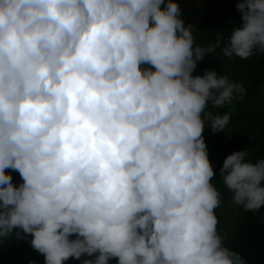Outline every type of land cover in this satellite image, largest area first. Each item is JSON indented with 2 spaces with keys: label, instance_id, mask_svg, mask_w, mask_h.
Returning a JSON list of instances; mask_svg holds the SVG:
<instances>
[{
  "label": "clouds",
  "instance_id": "obj_1",
  "mask_svg": "<svg viewBox=\"0 0 264 264\" xmlns=\"http://www.w3.org/2000/svg\"><path fill=\"white\" fill-rule=\"evenodd\" d=\"M237 11L223 55L264 54V0ZM218 45L196 46L173 0H0V238L22 229L45 264H246L218 234L202 135L229 121L209 102L245 89L192 75ZM220 175L264 207V159L235 152Z\"/></svg>",
  "mask_w": 264,
  "mask_h": 264
},
{
  "label": "rangeland",
  "instance_id": "obj_2",
  "mask_svg": "<svg viewBox=\"0 0 264 264\" xmlns=\"http://www.w3.org/2000/svg\"><path fill=\"white\" fill-rule=\"evenodd\" d=\"M215 1L224 8H235L237 16L242 20L241 14L237 11V3L239 2V0ZM251 61L254 60L249 61L246 69L241 67H234L232 64L222 62L213 64V66L210 67V70H215L218 76H226L230 81L242 84L245 89L242 99L240 98L239 94L234 93L235 98L233 103L236 104H225L228 105L226 109L224 107L216 108H221V111L223 112L219 115L222 116L227 114L229 116V121L226 129L233 128L234 131V128H236L238 124L242 123V127L236 133L237 135H239V140H235L232 131L228 134V136L230 137H227L226 140L224 139L222 140V142L213 143V140L210 141V139L215 137V135H210L209 133L210 126L208 125L210 124V120L208 123L207 121H205L206 127L204 131L207 133V142L205 143L207 145L208 158L211 165L213 166L215 174H219L220 169L223 167L224 160L229 155L235 152L247 151V156H249L250 151L256 149V146L250 139L245 140L246 137L251 138L262 136L264 138V68L255 70ZM147 66L148 65H142V67ZM207 71H209L208 68L204 69L202 75H204ZM192 75L194 77L201 76L195 73H192ZM210 108L211 111H215V107H213L209 102V106L206 110H210ZM238 120L240 122H238ZM231 122H234L235 124L230 125L229 123ZM218 152L221 155L212 158L211 155ZM6 173L10 174L13 177L12 183L15 186H19L23 183V180L18 172L9 169L8 171H6ZM230 196V202H232V195ZM235 208L238 210V212L236 213L237 218L235 217L237 222L234 223V225L229 229L224 230L223 235L221 233L222 237H224L225 242L229 240V237L231 235H238L239 233L237 231L239 230V228H242V224L244 223L246 218H249L252 215H249L251 213L250 211H246L240 206H236ZM228 209L229 208H227V211H229ZM16 232L19 233L18 236L13 234L8 237L0 238V264H45L44 255L37 252L31 246V240L33 239V237L30 234H25L22 229H16ZM71 239H76V237L73 236L71 237ZM98 255L99 253L94 254L92 257L84 255L80 260L69 258L67 261H64L63 264H83V261L85 259L95 260V257ZM108 264H118V258H111Z\"/></svg>",
  "mask_w": 264,
  "mask_h": 264
},
{
  "label": "trees",
  "instance_id": "obj_3",
  "mask_svg": "<svg viewBox=\"0 0 264 264\" xmlns=\"http://www.w3.org/2000/svg\"><path fill=\"white\" fill-rule=\"evenodd\" d=\"M173 2H177L180 5L181 8V16L184 21L185 26L187 25H193V35L195 37V45L199 47H208L209 45L216 43L217 40H219V45L217 46L216 50L209 54L205 55L203 60L199 61L197 63V67L193 73L203 76L204 69H209L213 66V64L217 63H228L232 64L234 67H241L245 68L247 67L250 60L253 64L255 70L264 68V54H253L250 58L247 60L240 59L238 57H233L231 59L225 57L222 53V48L224 47L226 43V38L230 34V29L233 26H241L243 24V21L240 19V17L237 16L235 8H224L219 3H217L215 0H173ZM165 3H167V0H165ZM147 67H151L148 65ZM154 70V69H153ZM231 102L232 104H236ZM226 103V104H231ZM228 105H224L225 109L228 107ZM215 111L206 110V112H211L213 115H219L220 113H223L221 111V108L216 109ZM207 123L209 122L208 119H206ZM238 122H240L238 120ZM237 122V123H238ZM230 125H234V122L229 123ZM242 124V123H241ZM241 124H238L235 130L233 131V128L226 129L225 131L220 132H213L212 128L210 127V135H215V137L211 138L210 141L213 140V143L215 142H222V140H226L228 134L233 131V137H235V140H239V135H237V131L242 127ZM244 124V123H243ZM205 142H207L206 135L207 133L204 131L202 133ZM244 139V138H243ZM251 140L254 145L256 146V149L253 151H250V155L247 156V160L251 161V163L255 164L257 160L264 159V138L262 136L257 137H246L245 140ZM212 143V144H213ZM219 149V148H218ZM219 151V150H218ZM216 154V155H215ZM221 154L213 153L211 156L217 157ZM9 169H6L5 171H8ZM212 184L217 188V190L221 193V200L222 203L219 208L215 210V214L218 218V225H217V231L218 234L223 235L224 230L229 229L234 225V223L237 222L235 217L237 218V212L238 210L235 208L237 205H234L233 202H230V195L232 193L228 191L229 189L224 185L223 179L219 174H215ZM220 186V187H218ZM227 208H229L227 211ZM224 209V210H223ZM254 212H251L249 215L253 214ZM248 215V217H249ZM248 218L244 221L242 224V228L240 227L237 231L239 234H233L229 237V240L225 242L224 237V246L229 247L233 242L234 239L241 235L245 230V222ZM221 235V236H222ZM111 260V259H110Z\"/></svg>",
  "mask_w": 264,
  "mask_h": 264
},
{
  "label": "water",
  "instance_id": "obj_4",
  "mask_svg": "<svg viewBox=\"0 0 264 264\" xmlns=\"http://www.w3.org/2000/svg\"><path fill=\"white\" fill-rule=\"evenodd\" d=\"M228 248L239 253L246 264H264V207L248 218L244 232Z\"/></svg>",
  "mask_w": 264,
  "mask_h": 264
}]
</instances>
